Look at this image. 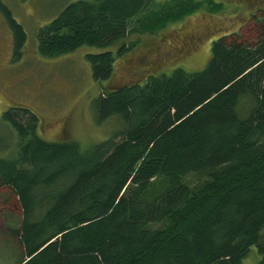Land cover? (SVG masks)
Instances as JSON below:
<instances>
[{
  "label": "trees",
  "instance_id": "1",
  "mask_svg": "<svg viewBox=\"0 0 264 264\" xmlns=\"http://www.w3.org/2000/svg\"><path fill=\"white\" fill-rule=\"evenodd\" d=\"M201 9L222 5L77 1L39 30L46 58L104 51L85 56L100 84L92 110L98 124L122 125L83 150L40 138L26 108L0 115L18 139L15 154L0 158L5 206L19 214L6 232L17 264H242L251 248L264 264V7L245 35L212 42L202 71L109 86L116 59L135 47L132 36ZM0 15L17 55L24 31L1 0Z\"/></svg>",
  "mask_w": 264,
  "mask_h": 264
},
{
  "label": "rangeland",
  "instance_id": "2",
  "mask_svg": "<svg viewBox=\"0 0 264 264\" xmlns=\"http://www.w3.org/2000/svg\"><path fill=\"white\" fill-rule=\"evenodd\" d=\"M77 1L90 0H1L22 27L25 41L15 55L14 36L0 15V115L9 107L26 108L39 119L40 138L74 142L85 150L109 139L122 125L116 118L98 124L92 110L100 84L93 81L85 56L104 51L80 47L70 54L46 58L38 53L37 46L39 30ZM152 1L163 4L172 0ZM211 1L221 4L222 9L216 13L201 9L154 34L132 36L135 47L116 59L109 86L143 85L147 76H169L175 69L202 71L212 42L236 32L245 35L259 16L258 10L264 7V0ZM107 50L115 53V48ZM17 141L8 125H0V158L14 155ZM2 192L0 264H17L20 251L6 232L7 228L18 226L19 214L11 205L5 206L6 194ZM259 260L256 249L251 248L242 264H257Z\"/></svg>",
  "mask_w": 264,
  "mask_h": 264
}]
</instances>
